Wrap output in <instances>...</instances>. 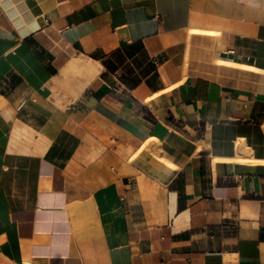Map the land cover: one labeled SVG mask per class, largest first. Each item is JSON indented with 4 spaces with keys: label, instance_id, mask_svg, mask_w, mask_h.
I'll return each instance as SVG.
<instances>
[{
    "label": "crops",
    "instance_id": "1",
    "mask_svg": "<svg viewBox=\"0 0 264 264\" xmlns=\"http://www.w3.org/2000/svg\"><path fill=\"white\" fill-rule=\"evenodd\" d=\"M0 264H264V0H0Z\"/></svg>",
    "mask_w": 264,
    "mask_h": 264
},
{
    "label": "bare ground",
    "instance_id": "2",
    "mask_svg": "<svg viewBox=\"0 0 264 264\" xmlns=\"http://www.w3.org/2000/svg\"><path fill=\"white\" fill-rule=\"evenodd\" d=\"M170 166H171V165H170ZM173 168H174V167H173ZM172 174H173V173H172ZM172 174H171V175H172Z\"/></svg>",
    "mask_w": 264,
    "mask_h": 264
}]
</instances>
